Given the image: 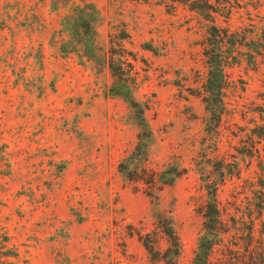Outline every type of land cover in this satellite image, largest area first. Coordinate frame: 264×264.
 <instances>
[{"label":"rangeland","instance_id":"rangeland-1","mask_svg":"<svg viewBox=\"0 0 264 264\" xmlns=\"http://www.w3.org/2000/svg\"><path fill=\"white\" fill-rule=\"evenodd\" d=\"M206 4L0 0V264H164L139 234L169 221L191 264L213 185L246 236L264 187V0Z\"/></svg>","mask_w":264,"mask_h":264},{"label":"trees","instance_id":"trees-1","mask_svg":"<svg viewBox=\"0 0 264 264\" xmlns=\"http://www.w3.org/2000/svg\"><path fill=\"white\" fill-rule=\"evenodd\" d=\"M205 1L208 5L210 0ZM231 35L229 31L217 32L215 35L217 39L215 41L218 42L216 49L220 53L213 51L215 60L212 61L222 78H225V70L228 65L227 60H225L226 56L223 54V44L228 41L233 42L230 40ZM241 40L242 38H238L236 43L242 45ZM261 48L263 50L258 53L263 56L264 45ZM253 61L257 63L256 60ZM223 83H225V79H223ZM224 88L225 85L223 84L220 87L222 90L219 89L216 93L214 92V96L221 93ZM205 101L208 106L214 105L209 95L206 96ZM217 101L224 105L223 99ZM131 103L133 106H139L138 102L133 99ZM258 198L260 199L259 202L249 212L250 224L246 236H240L239 224L244 222L243 216H240V212H233L232 207L222 206L218 187L216 185L209 186L206 200L201 207L204 218L203 233L198 239L191 264H264V187L259 190ZM258 225H261V228ZM157 229L160 233L139 234V239L146 251L152 259L164 261V264H180L179 258L183 246L173 222H160ZM161 234L168 245L164 251L159 247Z\"/></svg>","mask_w":264,"mask_h":264}]
</instances>
